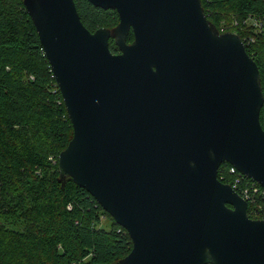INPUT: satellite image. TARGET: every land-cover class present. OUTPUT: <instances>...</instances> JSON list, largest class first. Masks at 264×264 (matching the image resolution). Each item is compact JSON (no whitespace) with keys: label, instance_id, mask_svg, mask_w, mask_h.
<instances>
[{"label":"water","instance_id":"95a60500","mask_svg":"<svg viewBox=\"0 0 264 264\" xmlns=\"http://www.w3.org/2000/svg\"><path fill=\"white\" fill-rule=\"evenodd\" d=\"M87 1L118 23L90 32L74 0L23 4L72 125L59 175L132 241L114 264H264V220L218 177L226 162L264 189V96L243 40L201 0Z\"/></svg>","mask_w":264,"mask_h":264},{"label":"trees","instance_id":"16d2710c","mask_svg":"<svg viewBox=\"0 0 264 264\" xmlns=\"http://www.w3.org/2000/svg\"><path fill=\"white\" fill-rule=\"evenodd\" d=\"M74 3L90 32L118 23L114 9ZM201 6L219 32L235 31L243 40L264 96V0H201ZM132 40L129 32L127 42ZM109 49L118 52L112 38ZM259 120L264 130V102ZM71 137L61 93L23 0H0V264H114L131 250L125 229L83 187L61 179L58 154ZM228 166L218 169L224 183L231 179ZM255 203L264 207L261 198ZM253 205L249 217L264 219V213H250ZM107 216L109 225L103 223Z\"/></svg>","mask_w":264,"mask_h":264},{"label":"built area","instance_id":"2783aa9c","mask_svg":"<svg viewBox=\"0 0 264 264\" xmlns=\"http://www.w3.org/2000/svg\"><path fill=\"white\" fill-rule=\"evenodd\" d=\"M249 21V20H248ZM247 20H243L242 24L247 23ZM257 19H253V22L255 24L257 23ZM234 25H239L238 21H233ZM235 32V31H234ZM228 172L231 175L230 183H228L246 202L247 207L249 202L253 205L254 208L250 210V213L252 215L259 216L262 215L264 212V207L261 203H255L257 199L261 198L264 200V189L261 187L260 184H258L256 181L249 179L245 177L243 174H241L237 169L231 165L228 166ZM220 177V176H219ZM248 214V213H247ZM249 216V214H248ZM259 218L263 219V217ZM264 220V219H263Z\"/></svg>","mask_w":264,"mask_h":264},{"label":"rangeland","instance_id":"374dc122","mask_svg":"<svg viewBox=\"0 0 264 264\" xmlns=\"http://www.w3.org/2000/svg\"><path fill=\"white\" fill-rule=\"evenodd\" d=\"M110 222H111V219H110L108 216L105 217V219L103 220V223H104L105 225H109Z\"/></svg>","mask_w":264,"mask_h":264}]
</instances>
